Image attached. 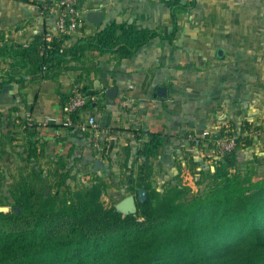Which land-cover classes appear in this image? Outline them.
<instances>
[{"label": "crops", "instance_id": "obj_1", "mask_svg": "<svg viewBox=\"0 0 264 264\" xmlns=\"http://www.w3.org/2000/svg\"><path fill=\"white\" fill-rule=\"evenodd\" d=\"M56 1L0 0V46H27L53 29L57 17L47 8ZM168 1L86 0L80 5L82 25L64 47L112 22L169 36L173 21ZM91 12L101 13L99 23L89 21ZM177 24L173 41L155 38L129 59L87 50L79 60L69 57L51 79L32 74L21 58L9 53L0 57V142L11 135L14 149L23 155L32 141L45 161L57 162L72 152L70 165L101 161L102 169L112 165L120 171L127 165L137 170L142 145L157 133L166 145L153 160V179L165 183L187 173L188 156L211 163L209 151L192 148L190 135L239 132L249 123L257 129L254 143L238 151L239 161L264 157V0H197L194 8L178 14ZM75 85L92 94V105L81 116L100 124L101 151L89 135L63 127L62 108ZM160 87L167 89L165 98L159 97ZM110 90L112 97L107 96ZM28 113L35 122L51 121L25 132L15 119Z\"/></svg>", "mask_w": 264, "mask_h": 264}, {"label": "trees", "instance_id": "obj_2", "mask_svg": "<svg viewBox=\"0 0 264 264\" xmlns=\"http://www.w3.org/2000/svg\"><path fill=\"white\" fill-rule=\"evenodd\" d=\"M196 3L167 2L173 32L166 37L156 30L112 22L69 48L64 43L70 36L47 42L44 33L27 46H0V57L9 53L21 58L32 74L42 79L57 77L69 57L79 60L87 50L129 59L155 38L173 41L178 14ZM81 91L87 99L92 97L86 89ZM91 105L86 102L73 116L74 123L83 120V109ZM16 120L25 132L37 128L25 116ZM63 127L76 130L75 126ZM256 130L244 123L239 132H233L236 149L215 164V172L206 175L213 183L199 193L180 184L166 187L163 193L153 186V160L163 153L166 140L152 133L138 153L142 163L128 182V191L137 196L135 215H124L115 206L105 207L100 185L52 195L46 193L42 173L20 170L12 187L14 204L9 212L0 213V264H264V165H258L245 179L238 171V151L253 146ZM13 142L11 135L3 136L0 150ZM203 143L200 138L190 145L201 148ZM24 154L23 161L28 164L44 157L32 141ZM72 156L70 152L69 157L56 162L58 171L70 168ZM187 158L197 163L193 156ZM141 190L146 191L143 203L138 200Z\"/></svg>", "mask_w": 264, "mask_h": 264}, {"label": "rangeland", "instance_id": "obj_3", "mask_svg": "<svg viewBox=\"0 0 264 264\" xmlns=\"http://www.w3.org/2000/svg\"><path fill=\"white\" fill-rule=\"evenodd\" d=\"M201 146V148H205L204 145ZM195 150L199 152L196 148ZM24 157L25 156L21 152L14 149L13 143L5 144L0 150V207L7 208V212L11 210V205L14 204L12 187L15 178L19 177L18 173L23 169H26L27 173L32 175L34 172L42 173L46 193L52 195L59 192L60 195L63 196L68 191L75 192L91 185H100L102 187L101 201L105 207L109 208L115 206L116 208L121 201L131 196L136 198L137 205V196L132 195L128 191V182L131 177H126V174L130 173L131 176V173L136 171L134 166L128 168V170H126L127 167L125 166L124 168H120L119 171L115 170L111 165L107 169L101 168L95 171L93 163L89 166L82 165L80 161H76L69 166L70 168H67L68 170L64 169L63 172L58 171L56 162H48L43 158L42 160L39 159L28 164L23 161ZM218 161L220 160L213 159L209 165H204L196 161L199 165L197 167L195 165L197 163L186 158L187 173L186 171L180 172L173 177L171 182L162 183L158 179H153V186L160 193H163L166 187L175 186L177 184L188 187L191 189L192 193L206 191L209 185L213 183V179L210 177L208 178L206 175L209 174V172H215V164ZM258 165H264V157L256 156L255 158L240 162L238 171L242 178H249V176L255 172ZM202 172L204 173L202 174ZM253 181H257L256 178H253ZM136 213H134V215Z\"/></svg>", "mask_w": 264, "mask_h": 264}, {"label": "built area", "instance_id": "obj_4", "mask_svg": "<svg viewBox=\"0 0 264 264\" xmlns=\"http://www.w3.org/2000/svg\"><path fill=\"white\" fill-rule=\"evenodd\" d=\"M86 0H58L52 6L47 8L49 13L57 17L55 26L53 29L45 31V40L51 42L55 37L58 36H73L77 33L78 29L82 25L83 13L80 9V5ZM45 49L42 50V53ZM87 97L81 91V88L75 85L72 89L71 95L62 108L63 112V125L68 127H74L82 134L89 135L91 143L99 151L101 147V133L100 124L94 117H88L74 123L73 116L78 113L86 104ZM25 120L30 125H37V127H43L51 120H47L43 123L35 122L31 114L25 115ZM233 131H225L224 134L210 136L208 140L205 137L201 139L204 141L203 145L205 148L194 146L193 149H197L199 152L209 151L212 155V160H221L226 154L231 153L236 149V136ZM204 138V139H203ZM200 137L190 135L188 140L190 143H197Z\"/></svg>", "mask_w": 264, "mask_h": 264}, {"label": "water", "instance_id": "obj_5", "mask_svg": "<svg viewBox=\"0 0 264 264\" xmlns=\"http://www.w3.org/2000/svg\"><path fill=\"white\" fill-rule=\"evenodd\" d=\"M101 13L99 12H91L88 15V19L91 22L93 19V22H100V17H101ZM114 90H110L107 94L108 97H112L111 92ZM158 94L159 97L161 98H165L167 96V89L166 88H162L160 87L158 89ZM91 99H87L86 102L89 103ZM102 167V162L101 161H97L96 165H95V170L101 169ZM138 200L143 203L146 200V191L141 190L138 193ZM117 211L124 214V215H129V214H134L137 212V205H136V198L131 196L128 197L126 199H124L123 201H121L118 205H117ZM7 208L4 207H0V213L2 212H7Z\"/></svg>", "mask_w": 264, "mask_h": 264}]
</instances>
